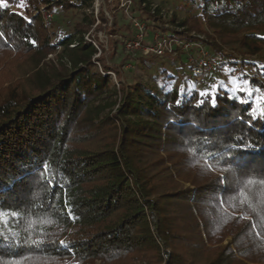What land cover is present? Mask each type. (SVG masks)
Segmentation results:
<instances>
[{"label": "trees", "instance_id": "16d2710c", "mask_svg": "<svg viewBox=\"0 0 264 264\" xmlns=\"http://www.w3.org/2000/svg\"><path fill=\"white\" fill-rule=\"evenodd\" d=\"M177 2L171 21L205 33L235 84L198 81L183 52L190 87L166 68L117 84L95 0L0 7V264H264V0ZM133 4L146 20L167 6Z\"/></svg>", "mask_w": 264, "mask_h": 264}, {"label": "rangeland", "instance_id": "374dc122", "mask_svg": "<svg viewBox=\"0 0 264 264\" xmlns=\"http://www.w3.org/2000/svg\"><path fill=\"white\" fill-rule=\"evenodd\" d=\"M124 0H95L94 5V12L97 17L96 23L91 28V38L95 37L97 44H98V54L97 56L101 58H106V61H108L109 64H115L122 67L123 72L122 75L111 73L114 80L119 83L120 77L127 81H132L135 79L144 80L146 82H150L152 85H160L159 80L157 79V76L162 71V68H166L170 71V73L174 74L175 80L173 82V86L179 87L181 83L182 85L186 84L190 87L191 83L190 80L187 78H182L181 72L182 69L180 68V64L178 61V57L176 56H167L164 57L162 61H144L142 59L139 60H133L129 57L128 52L125 48V43L123 45V39L126 37H129L133 34V28H132V15L137 18H140V15L142 14L139 6L137 4H132L129 7L128 12L125 11V7H123L122 3ZM155 5L158 4H164L167 5L165 9L168 11L166 12L165 16H163V19H158V23H162L168 27L167 32H175L178 35L185 36V39H199L198 34H201L204 38H206L205 33H200L197 31H190L188 32H182L183 28H180L178 24L171 21V18H173L172 11L175 10V6L178 3L177 0H152ZM247 0H245L246 2ZM40 8L43 10V14L47 15L48 13H52L48 10V8H45L46 6L44 4L40 3ZM197 13L200 11L199 8L194 9ZM104 14L106 18V22H103L101 18V14ZM54 16V13H52ZM145 16V15H144ZM147 16V15H146ZM185 16V12L179 11L178 17L183 18ZM65 24H69L70 22H74L76 19H79L77 16H74L71 12H68L67 15L64 16ZM52 18L44 19V21L50 25ZM116 20V21H115ZM118 21V22H117ZM114 22H116V30L114 27ZM71 27L70 25H67ZM53 28L52 26H50ZM209 33L212 34V31L209 27L206 28ZM152 30V27H149V31ZM113 33V34H111ZM89 35V34H87ZM121 41L117 48V53L114 52V45L117 41ZM99 42V43H98ZM224 46V50L226 52L234 51V48H237L238 44L235 40L230 41L228 44H222ZM124 47V48H123ZM208 48V46H206ZM264 57V49L259 54H255L254 57ZM50 58V56H49ZM48 58V59H49ZM127 60L128 62H125L123 64L122 60ZM150 59V58H149ZM143 62V63H142ZM99 63V62H98ZM122 63V64H121ZM186 70H189V67L186 68ZM189 73V72H188ZM179 77L182 79L180 81ZM193 81L195 82V77H192ZM204 79H206L205 83L208 84L212 82L214 79L220 80L222 84L226 83L229 85L235 84L232 82V80L229 78L228 73L226 70L224 71H218L216 70L213 74L206 76ZM213 79V80H212ZM185 85V86H186Z\"/></svg>", "mask_w": 264, "mask_h": 264}, {"label": "built area", "instance_id": "2783aa9c", "mask_svg": "<svg viewBox=\"0 0 264 264\" xmlns=\"http://www.w3.org/2000/svg\"><path fill=\"white\" fill-rule=\"evenodd\" d=\"M133 4V0H124L122 5L128 12L129 7ZM43 11V10H42ZM168 12L165 8L162 15ZM44 19L53 18L52 13L43 14ZM152 30L149 31V27ZM133 34L125 39V48L132 55V61L138 60L139 53L143 55L165 56L171 54L178 55L180 52L185 53L186 59L192 65L191 73L198 79L203 80L209 73L217 69L219 61L214 57L206 45L202 44L199 39L204 37L200 34L196 35L199 39H184L178 34L167 32L168 27L162 23H158V19L153 17L148 20L137 18L132 15ZM96 46L98 44L94 41ZM99 49V48H98Z\"/></svg>", "mask_w": 264, "mask_h": 264}, {"label": "snow or ice", "instance_id": "6c2138e0", "mask_svg": "<svg viewBox=\"0 0 264 264\" xmlns=\"http://www.w3.org/2000/svg\"><path fill=\"white\" fill-rule=\"evenodd\" d=\"M18 6H20V7H23V3H21V4H19ZM0 7H4V8H6V7H8V0H0ZM31 43H35V41H32ZM240 91L241 92H246L247 91V89H240ZM200 95L201 96H205L206 95V93H200ZM176 103H177V106H179L180 105V100H177L176 101ZM201 103H203V101H201ZM213 106H215V99H213ZM45 170H47L46 168H45ZM57 185H55V184H53V187L55 188ZM45 243V241L44 240H33L32 241V244H34V245H36L37 247H39V246H42L43 244ZM59 244L61 245V246H64L65 248H67V242L66 241H64V240H60L59 241Z\"/></svg>", "mask_w": 264, "mask_h": 264}]
</instances>
